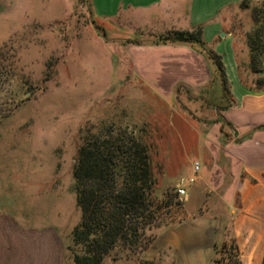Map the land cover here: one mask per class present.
<instances>
[{"label":"rangeland","instance_id":"obj_1","mask_svg":"<svg viewBox=\"0 0 264 264\" xmlns=\"http://www.w3.org/2000/svg\"><path fill=\"white\" fill-rule=\"evenodd\" d=\"M187 1L168 0L179 13L176 25L183 22ZM254 7L241 9L230 23L241 79L249 87L260 80L247 46ZM143 22L138 14L97 19L85 0H0V208L10 209L33 233L58 236L66 247L65 264H74L72 233L82 219L74 180L80 150L87 140L128 129L149 149L158 228L148 236L158 241V250L147 261L146 250L118 247L103 264H180L183 248L168 249L164 234L184 226L193 231L186 251L195 252V243L208 238L214 247L217 239L215 248L194 254V264H234L232 209L209 190L197 192L199 173L194 175L211 123L200 107L214 92L185 89L167 105L142 83L128 42L178 31L170 21L146 27ZM179 187L186 188V197H179Z\"/></svg>","mask_w":264,"mask_h":264},{"label":"crops","instance_id":"obj_2","mask_svg":"<svg viewBox=\"0 0 264 264\" xmlns=\"http://www.w3.org/2000/svg\"><path fill=\"white\" fill-rule=\"evenodd\" d=\"M242 1L188 0L178 27L174 20L179 19V13L168 0H91V3L97 19L138 14L145 19L144 26L170 21V28L176 27L178 31L191 32L203 27L205 41L223 58L230 86L229 100H225L220 80L205 57L188 46H131L130 61L135 76L167 105L174 103L179 85L190 91L214 92L213 98H203L205 106L200 107L211 123L199 145L201 168L196 190H209L216 198L221 196L220 202L232 209L233 239L242 264H264V88L251 89L241 81L236 38L230 23L239 18ZM258 77L264 79V72ZM229 103L231 107L225 109ZM226 133L228 136L224 138ZM9 211L0 208V264H65L66 247L58 236L47 230L33 233ZM192 233L190 227L184 226L166 230L164 234L168 249L183 248L179 250L183 257L180 264H194L192 257L199 249L216 246V237L213 247L209 246L212 240L207 236V241L195 243L192 248L196 247L195 252L190 248L186 251L187 237ZM157 243L154 241L143 253L147 261L155 258Z\"/></svg>","mask_w":264,"mask_h":264},{"label":"trees","instance_id":"obj_3","mask_svg":"<svg viewBox=\"0 0 264 264\" xmlns=\"http://www.w3.org/2000/svg\"><path fill=\"white\" fill-rule=\"evenodd\" d=\"M85 1L93 10L91 0ZM250 4L255 5L252 10L255 26L247 34V46L252 73L259 75L264 72V1L243 0L240 8L249 9ZM128 43L190 47L205 57L220 80L225 100H229L230 86L223 58L205 41L203 27L191 32L172 31L151 42ZM249 88L263 89L264 79ZM185 89L184 85H179L176 94ZM230 107L231 103L225 109ZM74 180L82 214L81 222L72 233L74 264H103L118 247L136 253L152 245L154 237L148 236V232L158 228L157 206L152 200L155 182L149 149L143 139L134 138L125 129L117 134L108 131L87 140L80 150ZM171 205V201L165 203L166 207ZM233 242L234 264H242L237 242Z\"/></svg>","mask_w":264,"mask_h":264},{"label":"built area","instance_id":"obj_4","mask_svg":"<svg viewBox=\"0 0 264 264\" xmlns=\"http://www.w3.org/2000/svg\"><path fill=\"white\" fill-rule=\"evenodd\" d=\"M200 168H201L200 164L196 163L195 164V168H194V175H197L200 172ZM194 182H195V180L192 178V179L189 180L188 184L192 185ZM177 193H178L180 198L187 196V190H186L185 187H179L178 190H177Z\"/></svg>","mask_w":264,"mask_h":264},{"label":"water","instance_id":"obj_5","mask_svg":"<svg viewBox=\"0 0 264 264\" xmlns=\"http://www.w3.org/2000/svg\"><path fill=\"white\" fill-rule=\"evenodd\" d=\"M222 37H225V34H223Z\"/></svg>","mask_w":264,"mask_h":264}]
</instances>
